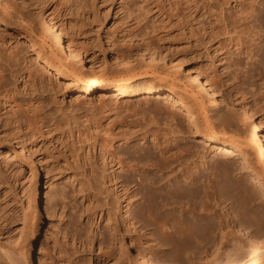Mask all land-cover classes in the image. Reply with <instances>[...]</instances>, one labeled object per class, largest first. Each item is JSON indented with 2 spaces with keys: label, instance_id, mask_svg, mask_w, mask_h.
I'll list each match as a JSON object with an SVG mask.
<instances>
[{
  "label": "bare ground",
  "instance_id": "1",
  "mask_svg": "<svg viewBox=\"0 0 264 264\" xmlns=\"http://www.w3.org/2000/svg\"><path fill=\"white\" fill-rule=\"evenodd\" d=\"M33 2L43 6L38 0ZM24 3L0 0V45L6 43L8 30L23 29L33 49V60L40 66L42 74L63 80L62 86L72 92L80 106L99 107L106 113L125 109L130 114L131 110L140 109L144 114L156 113L158 120L164 123L157 133L153 129V132H142L141 126L138 129V125L131 123H120L115 130L110 129L113 132L110 134L112 142L109 141L113 152L108 157L112 168L110 182L117 192L114 194L118 198L115 205L123 215L121 225L114 218L118 213L114 209L109 213V222H113L110 231L116 236L122 227L129 233L154 230L158 238H155V248H148L149 251L135 248L133 243L130 246L119 243L120 248H108V253L98 256V263L264 264V213L249 205L257 198L248 195V188L242 187L239 180L232 182V165L218 160L219 156L237 157L243 173H248L252 183L258 185L264 202V121L256 118L257 113L250 108L241 84L240 99L227 104L213 88L212 79L187 65L183 53L165 51L154 38L137 37L134 32L125 33L113 44L114 64L111 66L106 56L82 42L78 33L69 36L68 27L64 30L45 13L36 11L38 23L25 17L18 6H24ZM246 20L249 32L256 38L252 59L256 48L261 46L259 51H262L264 63V0L254 2ZM89 65L91 71L85 73L84 68ZM33 76L28 69L19 75V79L23 78L26 86L34 82ZM39 77L43 79V75ZM5 84L0 72L1 107L12 112L16 124L19 125L24 117L43 131L51 122L47 123V117H41L44 115L41 104L31 102L23 110L24 107L15 100V93ZM139 102L146 103L137 107ZM144 104L147 106H142ZM30 126L28 130L32 128ZM57 127L46 128L47 133L57 131ZM130 140L152 146L153 155H145L148 160L144 163L120 156L115 146L130 143ZM30 171L28 180L33 183V167ZM121 173L129 176L121 180ZM130 174L138 175L139 179ZM135 180L141 187L138 190ZM227 194L234 198L232 207L226 205ZM53 198H60L59 193L47 194L44 203L34 192L28 196L32 211L26 217V230L21 238L11 241L0 234V264H45L43 224L54 211ZM240 198L242 200L238 201ZM138 202L142 204L140 212L133 208L136 213H130ZM139 222L143 223V229H137ZM91 235L86 236L90 246ZM114 240L118 241V238ZM167 248H171V255L165 253ZM99 250L100 253L103 251L101 243ZM156 252L160 253L156 255Z\"/></svg>",
  "mask_w": 264,
  "mask_h": 264
},
{
  "label": "rangeland",
  "instance_id": "2",
  "mask_svg": "<svg viewBox=\"0 0 264 264\" xmlns=\"http://www.w3.org/2000/svg\"><path fill=\"white\" fill-rule=\"evenodd\" d=\"M20 1L25 2L24 6L18 4L25 17L33 18L32 21L38 23L36 11L45 13L64 30L67 31L68 27L69 36L78 33L79 39L100 55H105L111 66L114 64L111 56L113 44L127 33L154 38V42L165 51L176 53L178 50L183 53L187 65L212 79L213 88L217 89L225 103L234 104V100L240 99L239 87L242 86L241 91L246 94L252 111L257 113L256 118L264 121L262 51H259L261 46L256 48V55L252 59L256 38L249 32L246 20L257 0H38L43 6L37 0V4H33L34 0ZM137 24L139 27L133 29ZM7 32L6 43L0 45L2 82L15 93V100L24 107L23 110L27 104L37 101L43 108L44 115L41 117H47L46 122L52 123L45 127L48 130L58 127L57 131L48 134L46 128L42 131L24 117L18 125L12 112L0 105V234L11 241L21 238L26 230V217L32 211L28 196L34 192L44 203L47 194L57 192L60 198L51 199L54 211L43 224L45 264H99L98 256L108 253V248H120L119 243L129 246L133 243L135 248L144 250L156 246L158 235L154 230L140 233L132 230L129 233L122 227L116 236L110 231L113 222H109V213L114 209L118 213L114 218L121 225L123 215L115 205L117 196L114 194L117 192L110 182L112 168L108 157L113 152L110 149V134L113 133L110 129L113 131L118 125L131 123L138 125V129L142 127V132L155 130L157 133L164 123L158 120L156 113H153L154 116L147 112L144 114L140 109L131 110L133 114L125 109L106 113L105 109L99 107L80 106L72 92L62 86L63 80H54L48 73L42 74L40 66L33 60V49L26 31L17 29ZM28 69L37 79L25 86L19 75ZM90 71V65L84 68L85 73ZM142 103L146 102H139L136 106ZM31 123L33 126H30ZM28 126L33 131L28 130ZM86 133L90 135L89 141L86 139L88 136L82 138ZM147 146L130 140V143L117 144L115 148L120 156L129 157V161L141 160L144 163L154 152L152 146ZM15 156L17 158L13 161ZM218 160L232 165L234 174L230 179L233 183L239 180L242 187L248 188V195L257 198L249 205L264 213L259 187L252 183L248 173H243L237 157L229 159L219 156ZM31 167L35 176L33 183L28 180ZM121 174V180L128 175ZM131 176L139 179L138 175ZM136 180L138 190L141 187ZM227 197L226 205L232 207L234 198L231 194H227ZM140 203L135 204L139 206L134 205L130 213H136L135 210L139 213L142 208ZM142 224L139 222L137 229H143ZM90 235L92 246L88 245L87 240ZM115 237L118 241L114 240ZM147 240L154 244H148ZM100 243L103 249L101 253ZM166 252L171 255V248H167Z\"/></svg>",
  "mask_w": 264,
  "mask_h": 264
}]
</instances>
